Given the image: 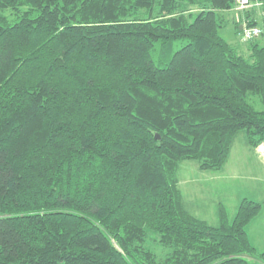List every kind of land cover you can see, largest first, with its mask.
<instances>
[{
	"label": "trees",
	"instance_id": "obj_1",
	"mask_svg": "<svg viewBox=\"0 0 264 264\" xmlns=\"http://www.w3.org/2000/svg\"><path fill=\"white\" fill-rule=\"evenodd\" d=\"M234 3L0 0V264H264L261 204L213 227L179 188L237 132L264 143V46L221 35Z\"/></svg>",
	"mask_w": 264,
	"mask_h": 264
},
{
	"label": "crops",
	"instance_id": "obj_2",
	"mask_svg": "<svg viewBox=\"0 0 264 264\" xmlns=\"http://www.w3.org/2000/svg\"><path fill=\"white\" fill-rule=\"evenodd\" d=\"M178 178L185 210L213 227L221 224L222 210L232 223L245 198L261 204L246 231L251 244L264 252V143L252 146L241 130L233 137L222 171H204L187 160L180 164Z\"/></svg>",
	"mask_w": 264,
	"mask_h": 264
},
{
	"label": "built area",
	"instance_id": "obj_3",
	"mask_svg": "<svg viewBox=\"0 0 264 264\" xmlns=\"http://www.w3.org/2000/svg\"><path fill=\"white\" fill-rule=\"evenodd\" d=\"M232 10L237 12L239 20L246 12L252 14L250 18H243L242 29L238 35L241 44H248L264 35V28L259 25V20L264 19V0H235ZM251 18H254L257 24H251Z\"/></svg>",
	"mask_w": 264,
	"mask_h": 264
},
{
	"label": "rangeland",
	"instance_id": "obj_4",
	"mask_svg": "<svg viewBox=\"0 0 264 264\" xmlns=\"http://www.w3.org/2000/svg\"><path fill=\"white\" fill-rule=\"evenodd\" d=\"M233 9V8H232ZM8 14H11L8 12ZM237 12L231 10L230 12L225 14L226 25L221 28V35L231 44L235 46H239L243 49L244 53H247L249 49H247L250 45L249 44H241L239 40V36L236 33L235 24L240 21ZM259 25L264 28V19L259 20ZM256 41L261 45L264 46V35L260 36ZM245 49V50H244ZM247 49V50H246ZM250 101H252V97H250ZM258 108L260 106H257ZM244 132H246L244 130ZM58 264H64V262H59Z\"/></svg>",
	"mask_w": 264,
	"mask_h": 264
},
{
	"label": "water",
	"instance_id": "obj_5",
	"mask_svg": "<svg viewBox=\"0 0 264 264\" xmlns=\"http://www.w3.org/2000/svg\"><path fill=\"white\" fill-rule=\"evenodd\" d=\"M240 29H242V27H240ZM158 138H160L159 136H157Z\"/></svg>",
	"mask_w": 264,
	"mask_h": 264
}]
</instances>
